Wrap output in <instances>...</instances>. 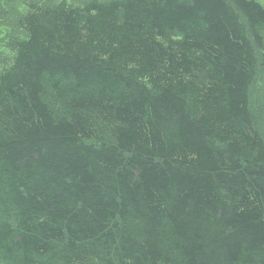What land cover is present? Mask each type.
<instances>
[{
	"label": "trees",
	"instance_id": "1",
	"mask_svg": "<svg viewBox=\"0 0 264 264\" xmlns=\"http://www.w3.org/2000/svg\"><path fill=\"white\" fill-rule=\"evenodd\" d=\"M4 26L0 264H264L262 4L0 0Z\"/></svg>",
	"mask_w": 264,
	"mask_h": 264
},
{
	"label": "rangeland",
	"instance_id": "2",
	"mask_svg": "<svg viewBox=\"0 0 264 264\" xmlns=\"http://www.w3.org/2000/svg\"><path fill=\"white\" fill-rule=\"evenodd\" d=\"M255 1H258L260 4H262L263 6H264V0H255ZM83 2V1H82ZM11 20V19H10ZM0 31H1V33L3 34V33H5V32H8V31H10V28H8L7 26H4V27H2V28H0ZM6 51L5 50H2V46H1V43H0V55H6ZM263 76V75H262ZM258 79H260V78H258ZM255 86H256V84H255ZM260 91V93L262 94L263 93V90H259ZM259 94H258V92L257 91H251L250 92V100L252 99V104L254 103L253 102V100L255 99V98H257V96H258ZM256 103H254V105H255ZM256 113V115H257V111L255 112ZM261 117H258V118H256V121L258 120L259 121V119H260ZM257 121V122H258ZM260 122V121H259ZM261 126L262 127H264V123L261 121Z\"/></svg>",
	"mask_w": 264,
	"mask_h": 264
}]
</instances>
